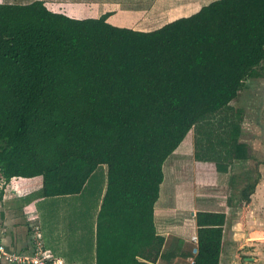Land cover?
<instances>
[{
	"label": "trees",
	"instance_id": "obj_1",
	"mask_svg": "<svg viewBox=\"0 0 264 264\" xmlns=\"http://www.w3.org/2000/svg\"><path fill=\"white\" fill-rule=\"evenodd\" d=\"M106 17L0 4V179L41 177L42 197L68 196L100 170L95 263L153 264L166 158L190 131L193 160L217 173L242 149L243 111L230 102L264 78V0H213L147 32ZM194 220L192 264H217L223 214Z\"/></svg>",
	"mask_w": 264,
	"mask_h": 264
},
{
	"label": "crops",
	"instance_id": "obj_2",
	"mask_svg": "<svg viewBox=\"0 0 264 264\" xmlns=\"http://www.w3.org/2000/svg\"><path fill=\"white\" fill-rule=\"evenodd\" d=\"M33 1L70 19H97L106 14L105 22L113 27L147 32L190 16L213 0H0V4L26 5ZM254 115L255 125L258 117L260 126H251L245 132L241 125L242 149L226 173H217L211 163L194 161L191 140L185 151L180 143L166 158L152 206L154 230L164 244L153 264H192L198 212L224 216L217 264H264V114ZM248 182H254V187L244 202L241 191ZM104 185L100 196L96 193L98 185L90 192L97 198L94 206L84 204V208H75L73 214L55 221L39 206L52 198L65 201L82 192L42 197L41 177H14L6 182L0 179L2 243L8 251L20 254H31L39 247L54 264H96V217ZM56 211L60 215V208ZM174 238L182 245L170 249ZM133 260L142 261L139 256Z\"/></svg>",
	"mask_w": 264,
	"mask_h": 264
},
{
	"label": "rangeland",
	"instance_id": "obj_3",
	"mask_svg": "<svg viewBox=\"0 0 264 264\" xmlns=\"http://www.w3.org/2000/svg\"><path fill=\"white\" fill-rule=\"evenodd\" d=\"M230 105L243 111L242 127L245 132L250 130L251 126L252 129L256 127L258 128L260 123L258 122L257 117V125H255L254 114H257V116L264 114V78L257 79L252 82H245L244 87L239 91L237 97L232 101V103H230ZM190 140H192L191 131L188 132L182 140L180 149L185 151L186 147L189 148ZM162 172L164 173L165 171L162 170ZM94 174L95 175L87 182V185L80 196H71L70 199H66L65 201H62L61 199L57 200V197L52 198L53 201H50V203H43L39 206L40 211L42 213L45 211L44 214L46 213L50 220L60 221L63 220V217L73 214L75 208H84V204L86 207L90 204H93L94 206L97 198L94 199L90 192L95 191L98 180H101V172L100 170H95ZM102 180H104V177ZM161 188L163 189V187ZM57 208H60V215H57Z\"/></svg>",
	"mask_w": 264,
	"mask_h": 264
},
{
	"label": "built area",
	"instance_id": "obj_4",
	"mask_svg": "<svg viewBox=\"0 0 264 264\" xmlns=\"http://www.w3.org/2000/svg\"><path fill=\"white\" fill-rule=\"evenodd\" d=\"M0 261L5 264H54L50 255L36 247L31 254L8 251L0 238Z\"/></svg>",
	"mask_w": 264,
	"mask_h": 264
}]
</instances>
